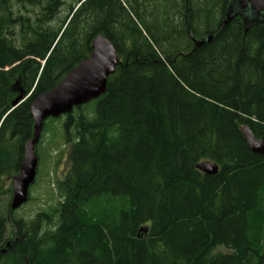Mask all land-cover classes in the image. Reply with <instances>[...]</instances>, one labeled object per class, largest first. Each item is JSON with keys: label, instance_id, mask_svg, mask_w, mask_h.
<instances>
[{"label": "trees", "instance_id": "16d2710c", "mask_svg": "<svg viewBox=\"0 0 264 264\" xmlns=\"http://www.w3.org/2000/svg\"><path fill=\"white\" fill-rule=\"evenodd\" d=\"M231 1L0 0V264H264V155L240 133L264 136V24L221 27ZM98 35L120 64L104 95L44 122L69 166L56 205L17 217L30 105Z\"/></svg>", "mask_w": 264, "mask_h": 264}, {"label": "water", "instance_id": "95a60500", "mask_svg": "<svg viewBox=\"0 0 264 264\" xmlns=\"http://www.w3.org/2000/svg\"><path fill=\"white\" fill-rule=\"evenodd\" d=\"M237 16L243 20L245 29L259 23L264 24V0H232L221 27ZM210 39L211 36L195 41L194 45L199 47ZM91 49L92 52L86 60L81 61L68 72L55 88L35 98L30 105V117L34 123L33 137L24 145L19 172L12 178L10 200L12 212L27 203L29 190L35 182L38 166L35 146L39 142L44 122L70 115L75 108L94 101L106 93L108 78L115 73L116 67L120 64L117 51L102 35L93 39ZM28 97L18 96L12 103V110L20 106ZM240 133L252 154L264 155V136L255 138L247 126H242ZM196 169L205 176L219 173L218 165L211 161L200 162ZM8 246L9 243L5 247ZM4 253L5 248L0 250V256Z\"/></svg>", "mask_w": 264, "mask_h": 264}, {"label": "rangeland", "instance_id": "374dc122", "mask_svg": "<svg viewBox=\"0 0 264 264\" xmlns=\"http://www.w3.org/2000/svg\"><path fill=\"white\" fill-rule=\"evenodd\" d=\"M60 130L58 122L50 123L40 137L35 150L38 160L36 179L29 190L27 203L16 210L17 217L29 219L37 211L56 205L54 183L64 178L69 166Z\"/></svg>", "mask_w": 264, "mask_h": 264}, {"label": "bare ground", "instance_id": "6f19581e", "mask_svg": "<svg viewBox=\"0 0 264 264\" xmlns=\"http://www.w3.org/2000/svg\"><path fill=\"white\" fill-rule=\"evenodd\" d=\"M214 8V7H213ZM225 15V14H224ZM14 25V24H13ZM111 25V24H110ZM164 28V27H163ZM95 29V28H94ZM151 30V29H150ZM157 32V31H156ZM210 32V31H209ZM129 33V32H128ZM6 35V34H5ZM123 36V35H122ZM121 36V37H122ZM134 36V35H133ZM198 38V37H196ZM200 39V38H199ZM29 80V79H28ZM81 108V107H80ZM7 130V129H6ZM33 133V132H32ZM7 146V145H6ZM10 147V146H9ZM4 148V147H3ZM11 149V148H10ZM15 153V152H14ZM199 159V158H198ZM10 161V160H9ZM11 185H12V180H11ZM22 207V206H21ZM85 207V206H84ZM86 209V208H85ZM80 216V215H79ZM89 220V219H88ZM46 235V234H45ZM40 242V241H39ZM49 243V242H48ZM144 244V243H143ZM159 255V254H158ZM161 260V259H160ZM177 264V263H176Z\"/></svg>", "mask_w": 264, "mask_h": 264}]
</instances>
